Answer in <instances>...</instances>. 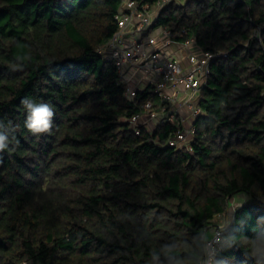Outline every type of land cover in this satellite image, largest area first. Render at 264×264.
<instances>
[{"label":"trees","instance_id":"16d2710c","mask_svg":"<svg viewBox=\"0 0 264 264\" xmlns=\"http://www.w3.org/2000/svg\"><path fill=\"white\" fill-rule=\"evenodd\" d=\"M121 8L0 0V118L19 141L0 154V264H148L167 239L222 226L234 198L248 199L235 213L244 235L264 217V0H176L152 26L227 55L210 64L189 149L168 145L180 121L130 124L160 99L152 86L124 95L106 52ZM24 97L53 105L49 132L24 126Z\"/></svg>","mask_w":264,"mask_h":264},{"label":"built area","instance_id":"2783aa9c","mask_svg":"<svg viewBox=\"0 0 264 264\" xmlns=\"http://www.w3.org/2000/svg\"><path fill=\"white\" fill-rule=\"evenodd\" d=\"M173 1L176 0H160L151 5L145 0H121L122 8L115 17L118 31L106 52L125 85L124 95L129 101L148 86L154 87L160 99L158 107L148 101L130 120L135 132L139 134L138 127L142 126L152 134L161 124L180 121L183 131L171 137L168 145L189 149L194 123L203 114L199 97L207 83L210 64L227 55L202 52L194 37L179 41L186 31L178 34L166 27L151 30L162 9Z\"/></svg>","mask_w":264,"mask_h":264},{"label":"clouds","instance_id":"9594fccd","mask_svg":"<svg viewBox=\"0 0 264 264\" xmlns=\"http://www.w3.org/2000/svg\"><path fill=\"white\" fill-rule=\"evenodd\" d=\"M22 69V64L13 65V70ZM21 105L26 112L24 126L29 132L39 135L51 130L55 116L51 103L24 97ZM14 132L12 121L6 123L0 118V154L16 151L19 141ZM242 206L243 203L237 209ZM237 209L221 227L202 226L192 233L167 239L158 250L150 253L148 264H231V258L223 253L233 248L243 249L246 257L255 264H264V217L257 220L258 226L253 229V235L247 236L241 231L244 220L236 219Z\"/></svg>","mask_w":264,"mask_h":264},{"label":"rangeland","instance_id":"374dc122","mask_svg":"<svg viewBox=\"0 0 264 264\" xmlns=\"http://www.w3.org/2000/svg\"><path fill=\"white\" fill-rule=\"evenodd\" d=\"M179 1H181V2H185L186 0H179ZM138 74V73H137ZM130 75H132V73H130ZM139 76H141L140 74L138 75V77ZM247 201H248V199H246ZM244 198H243V200H241V202H243V203H245V201H246ZM234 201H236V202H238V203H241L240 202V198H234L233 199V201H231V208L229 209V211H228V217H229V215L237 208V204H234ZM227 219V217L226 218H221L219 221H218V223L219 224H221V225H223V223H224V221Z\"/></svg>","mask_w":264,"mask_h":264},{"label":"crops","instance_id":"0c3cea01","mask_svg":"<svg viewBox=\"0 0 264 264\" xmlns=\"http://www.w3.org/2000/svg\"><path fill=\"white\" fill-rule=\"evenodd\" d=\"M174 50H175L174 48H172V49H171V51H174ZM243 198L246 200V198H245V197H241V198H240V202H241V200H243ZM234 204H237V205H238L239 203H238V202H236V201H234Z\"/></svg>","mask_w":264,"mask_h":264}]
</instances>
